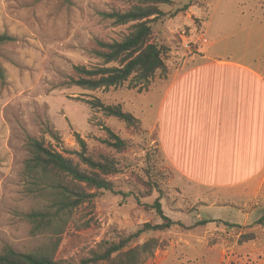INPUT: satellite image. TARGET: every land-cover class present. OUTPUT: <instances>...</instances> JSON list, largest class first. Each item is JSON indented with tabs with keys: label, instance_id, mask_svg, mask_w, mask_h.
<instances>
[{
	"label": "rangeland",
	"instance_id": "obj_1",
	"mask_svg": "<svg viewBox=\"0 0 264 264\" xmlns=\"http://www.w3.org/2000/svg\"><path fill=\"white\" fill-rule=\"evenodd\" d=\"M186 4V11L171 16ZM133 5L131 0H0V34L14 38L0 47L6 75L0 82V252L5 246L30 252L44 241L31 236L26 219L41 204L25 186L27 138L63 152L79 150L77 133L88 153L112 156L120 172L108 178L113 192H98L91 206L74 212L77 224L71 221L62 234L56 259L78 260L115 233L162 223L151 209L160 197L163 215L181 226L136 240L141 244L157 238L162 243L145 264H264V197L249 201L181 178L165 161L155 127L165 84L209 41H217L211 47L216 52L246 50L264 58V0H175L162 6L166 15L151 23L152 41L166 49L165 70L146 89L138 91L128 82L107 91L70 85L73 66L101 64L90 54L97 49L96 40L120 41L130 32L132 23L115 26L100 14L125 12ZM93 98L120 105L139 121V128L91 108ZM105 128L127 144L124 151L102 143ZM217 195L232 198L217 202Z\"/></svg>",
	"mask_w": 264,
	"mask_h": 264
},
{
	"label": "trees",
	"instance_id": "obj_2",
	"mask_svg": "<svg viewBox=\"0 0 264 264\" xmlns=\"http://www.w3.org/2000/svg\"><path fill=\"white\" fill-rule=\"evenodd\" d=\"M131 1L134 5L125 12L100 14L115 26L132 23L130 32L120 41L96 40L97 49L90 54L101 64L91 69L73 66L74 76L70 78V85L89 91H107L128 82L130 87L142 91L157 72L165 70L163 54L166 49L152 41L151 23L164 17L166 14L162 6L174 4L175 0ZM188 7V4L182 6L171 16L186 11ZM12 41L14 38L10 35L0 34V47ZM5 78V70L0 64V82H4ZM88 104L93 109L101 110L106 117L122 121L129 128H139V121L131 113L123 111L120 105H106L97 98L88 101ZM104 130L107 138L102 140L103 144L117 152L127 148L119 136L108 128ZM74 137L79 150L63 152L41 139L27 138L25 148L28 157L23 164L25 186L27 192L39 199L41 204L39 208L31 210L26 219L31 225V236L43 237L44 241L30 252H17L5 246L0 252V264H145L162 243L157 238H149L141 244H136V240L144 233L161 232L180 225L163 215L158 197L151 209L161 217L162 223H145L131 234L115 233L113 238L101 240L78 260L56 259L62 234L71 221L77 224L73 218L74 212L84 205L91 206L98 192H113V184L108 178L120 172L112 156H93L88 153L84 139L77 133H74ZM209 222L211 220L199 224Z\"/></svg>",
	"mask_w": 264,
	"mask_h": 264
},
{
	"label": "crops",
	"instance_id": "obj_3",
	"mask_svg": "<svg viewBox=\"0 0 264 264\" xmlns=\"http://www.w3.org/2000/svg\"><path fill=\"white\" fill-rule=\"evenodd\" d=\"M216 42L186 59L165 84L157 138L181 178L251 201L264 197V58L216 52Z\"/></svg>",
	"mask_w": 264,
	"mask_h": 264
},
{
	"label": "built area",
	"instance_id": "obj_4",
	"mask_svg": "<svg viewBox=\"0 0 264 264\" xmlns=\"http://www.w3.org/2000/svg\"><path fill=\"white\" fill-rule=\"evenodd\" d=\"M186 49H188V46H185Z\"/></svg>",
	"mask_w": 264,
	"mask_h": 264
}]
</instances>
